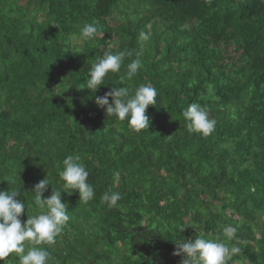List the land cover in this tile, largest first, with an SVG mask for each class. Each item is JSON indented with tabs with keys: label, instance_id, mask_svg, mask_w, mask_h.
<instances>
[{
	"label": "trees",
	"instance_id": "16d2710c",
	"mask_svg": "<svg viewBox=\"0 0 264 264\" xmlns=\"http://www.w3.org/2000/svg\"><path fill=\"white\" fill-rule=\"evenodd\" d=\"M85 24L94 39H79ZM105 51L130 55L92 94L88 69ZM141 84L158 95L140 133L94 102ZM193 102L216 121L208 137L187 130ZM69 154L95 196L62 191L70 219L44 246L50 264H181L175 242L221 226L237 229L229 264H264V0H0V190L19 189L22 221L42 211L34 185L51 183L42 198L61 188ZM106 192L121 194L116 207Z\"/></svg>",
	"mask_w": 264,
	"mask_h": 264
},
{
	"label": "clouds",
	"instance_id": "9594fccd",
	"mask_svg": "<svg viewBox=\"0 0 264 264\" xmlns=\"http://www.w3.org/2000/svg\"><path fill=\"white\" fill-rule=\"evenodd\" d=\"M98 29L94 24H85L81 29L80 40H92L97 36ZM101 35V33H100ZM140 39L147 41L149 35L141 32ZM127 55L125 51L116 54L103 52L88 69L86 88L94 94L99 86L105 85L110 73H119ZM141 67L139 59H133L126 69L121 82L131 80ZM59 94L56 95H60ZM157 89L151 84H141L134 90L128 87H112L102 96H95L97 107L103 109L105 115L119 121L127 120L131 131L140 133L148 129L149 117L146 110L157 103ZM111 97V103L109 102ZM190 133H200L208 137L215 131L216 121L209 118L205 107L199 103H190L182 112ZM63 170L59 177L63 181L60 189L53 190L49 196L42 198L43 193L51 183L45 178L34 185V204L42 211L37 215H27L22 221L21 214L25 213V205L19 189L0 190V261H5L9 254L15 253L18 264H50L51 254L44 246L56 243V237L62 232L69 221L67 201H61V193L72 194L75 190L79 200L88 204L95 196L94 187L88 182L89 173L77 154L67 155L63 161ZM52 186V185H51ZM121 199L119 192H106L102 203L111 209L116 207ZM26 214V213H25ZM221 234L223 239H221ZM221 234L206 238L200 234L193 239H183L175 242L173 255L181 256V264H229L233 256L240 253L238 246L231 245L237 239V229L233 226H221Z\"/></svg>",
	"mask_w": 264,
	"mask_h": 264
},
{
	"label": "rangeland",
	"instance_id": "374dc122",
	"mask_svg": "<svg viewBox=\"0 0 264 264\" xmlns=\"http://www.w3.org/2000/svg\"><path fill=\"white\" fill-rule=\"evenodd\" d=\"M115 17H117V15H115ZM110 25H112V24H111V22H110ZM75 44H76V45H78V44H79V42H78V41H76V42H75Z\"/></svg>",
	"mask_w": 264,
	"mask_h": 264
}]
</instances>
